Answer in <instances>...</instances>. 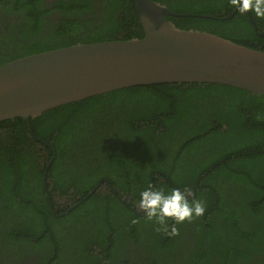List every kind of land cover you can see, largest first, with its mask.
Here are the masks:
<instances>
[{"label": "trees", "instance_id": "obj_1", "mask_svg": "<svg viewBox=\"0 0 264 264\" xmlns=\"http://www.w3.org/2000/svg\"><path fill=\"white\" fill-rule=\"evenodd\" d=\"M152 1L210 17H168L177 29L264 52V19L230 0ZM53 3L57 24L43 0H0L16 16L0 22V66L144 35L133 0ZM149 185L187 188L206 211L157 231L139 206ZM0 264H264V96L151 84L0 122Z\"/></svg>", "mask_w": 264, "mask_h": 264}, {"label": "water", "instance_id": "obj_2", "mask_svg": "<svg viewBox=\"0 0 264 264\" xmlns=\"http://www.w3.org/2000/svg\"><path fill=\"white\" fill-rule=\"evenodd\" d=\"M133 2L141 39L76 44L1 65L0 122L29 121L60 106L151 84H220L264 96V52L180 30L167 20L208 16L176 14L152 0Z\"/></svg>", "mask_w": 264, "mask_h": 264}, {"label": "clouds", "instance_id": "obj_3", "mask_svg": "<svg viewBox=\"0 0 264 264\" xmlns=\"http://www.w3.org/2000/svg\"><path fill=\"white\" fill-rule=\"evenodd\" d=\"M236 11L247 14L252 12L257 18L264 19V0H230ZM139 206L146 219L154 221L168 236L178 233L177 224L192 221L195 217H201L206 211L203 200L190 199L191 192L185 188H172L168 191L163 188L155 189L151 185L139 193ZM169 219L172 225L169 227Z\"/></svg>", "mask_w": 264, "mask_h": 264}, {"label": "flooded vegetation", "instance_id": "obj_4", "mask_svg": "<svg viewBox=\"0 0 264 264\" xmlns=\"http://www.w3.org/2000/svg\"><path fill=\"white\" fill-rule=\"evenodd\" d=\"M44 2H46L47 4H50V12H48L47 14H44V21L49 24V21L54 23H59V21L62 19L61 13L57 10H55L54 7V0H43ZM16 16L13 15H9L7 13H5L4 10H0V19H1V23H11L15 21ZM106 191V190H105Z\"/></svg>", "mask_w": 264, "mask_h": 264}, {"label": "rangeland", "instance_id": "obj_5", "mask_svg": "<svg viewBox=\"0 0 264 264\" xmlns=\"http://www.w3.org/2000/svg\"><path fill=\"white\" fill-rule=\"evenodd\" d=\"M102 193H105V190H102ZM60 203H61L60 206H64V204H66V202H64V201H61Z\"/></svg>", "mask_w": 264, "mask_h": 264}]
</instances>
